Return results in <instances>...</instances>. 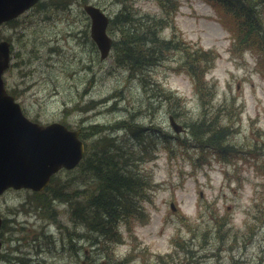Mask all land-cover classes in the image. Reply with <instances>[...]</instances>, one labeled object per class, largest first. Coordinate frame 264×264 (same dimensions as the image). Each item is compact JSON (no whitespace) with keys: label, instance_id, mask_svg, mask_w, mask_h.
<instances>
[{"label":"rangeland","instance_id":"1","mask_svg":"<svg viewBox=\"0 0 264 264\" xmlns=\"http://www.w3.org/2000/svg\"><path fill=\"white\" fill-rule=\"evenodd\" d=\"M88 1L111 17L123 11L127 17L161 18L165 27L160 36L185 44L161 50V60L155 53L154 63L131 73L115 60L114 50L99 58L85 34L89 18L82 0H49L14 26L2 27L1 37L12 45L4 78L29 118L58 120L87 131L86 157L99 136L87 126H116L102 134L143 156L134 168L148 177L145 197L138 199L146 217L120 223L118 242L87 239L88 230L71 214L70 204L71 199L80 200L90 177L80 167L61 170L51 189L39 194L51 201L34 203L28 189H8L0 196V264L18 257V264H264V175L259 170L264 165V60L250 45L251 34L235 27L240 39L233 46V32L224 25L222 12L205 0ZM251 1L264 36V0ZM125 28L115 23L108 33L122 37ZM189 43L214 52L205 71L214 98L204 106L191 77L179 66L182 45ZM91 99L96 107L79 110ZM171 114L188 129L203 115L214 119L227 128L229 149L237 155L229 159V149L217 156L186 145L183 140L191 135L174 132L168 122ZM133 119L139 139L117 124ZM95 155L101 157L100 167L107 160L119 161L116 168L133 167L125 157ZM216 220L224 221L220 231Z\"/></svg>","mask_w":264,"mask_h":264},{"label":"trees","instance_id":"2","mask_svg":"<svg viewBox=\"0 0 264 264\" xmlns=\"http://www.w3.org/2000/svg\"><path fill=\"white\" fill-rule=\"evenodd\" d=\"M210 1L219 6L218 8L228 16L234 27L251 34L252 41H250V45H254V48L260 52L261 59L264 60V36L260 35L259 17L254 9V2L247 0L245 3L240 2L238 5L235 0ZM245 6L248 8H245ZM163 8L167 9L168 6L163 4ZM251 10H253V13ZM115 23L126 26V32L122 34L123 36H117L118 39L113 43L115 60L126 65L131 73L154 63L156 60L153 59L155 53H157V58L159 57L158 60H161V50H169L171 47L178 48L180 44H185L180 39L167 40L161 37L158 29L163 25V22L158 18L148 17L147 15L135 16V14L127 17L125 12L120 11L111 19V26L114 27ZM181 51L183 52L180 62L182 68L192 76L199 98L202 104L205 105L213 98V95H211L213 92L212 86L205 78V71L208 62L213 59L214 52L211 49H203L201 46L198 47L191 43L182 45ZM121 54L124 55L121 56ZM166 95L171 99L179 100V97L171 92H166ZM205 118L208 119L209 123L206 122ZM202 119L196 122L193 127H190V133L195 132L198 137L203 138L201 136L204 131L210 127L209 131L205 133L204 146L214 148L217 151L228 148L229 145L225 143L227 131L224 126H219L214 119L207 118L205 115ZM97 126L99 129L94 131V127ZM89 129L92 134H99L92 140L91 154L80 164L82 171L90 177V181L81 190L83 195L78 198L80 200L71 199L70 212L76 220L86 227L89 239L95 241L104 237L108 242H117L121 238L119 224L134 222L135 218L140 220L144 215L142 204L138 199L145 197L149 182L144 175L139 174L134 168L135 161L143 156L138 158L136 157V151L125 150L116 137L109 134L103 135L102 131H106V127L91 125ZM135 137L139 139L138 134ZM116 144L117 147H115ZM108 146H111L114 152L111 147L106 148ZM120 148L125 155H120L117 152ZM99 152L108 157L114 155L115 157H125V163H133V167L126 170L120 164V168H116L119 162L117 159L118 162L107 160L103 163V166L107 167V171H104L103 166L100 167L99 165L101 157L96 158L95 155ZM55 178V176L52 178L51 184L45 190L51 189L50 187ZM40 193L42 192L33 193L34 203H40L39 199L51 201L47 196L40 197ZM69 194L70 198L75 197L72 193ZM39 213L43 214L42 212ZM218 227L221 228L222 224H219Z\"/></svg>","mask_w":264,"mask_h":264},{"label":"water","instance_id":"3","mask_svg":"<svg viewBox=\"0 0 264 264\" xmlns=\"http://www.w3.org/2000/svg\"><path fill=\"white\" fill-rule=\"evenodd\" d=\"M35 0H0V23L31 5ZM92 18V36L105 57L112 39L105 29L108 17L98 8L85 5ZM9 61V43L0 41V193L7 187L43 189L61 167L73 168L84 153L80 129H69L60 122L41 125L27 118L2 78ZM172 127L181 126L170 116ZM171 208L174 209L171 203ZM1 223V219H0Z\"/></svg>","mask_w":264,"mask_h":264},{"label":"bare ground","instance_id":"4","mask_svg":"<svg viewBox=\"0 0 264 264\" xmlns=\"http://www.w3.org/2000/svg\"><path fill=\"white\" fill-rule=\"evenodd\" d=\"M117 39H118V37L115 38V41H116ZM154 57H155V54H154ZM155 59H156V58H155ZM201 120H203V119H201ZM205 120H206V118H205ZM136 121H137L136 119H133L132 121H130V122L127 124V129H128V131H129V132H132L134 137H135V135L138 134V132H139V131L134 132L135 127L137 126ZM122 126H123V124H122ZM98 129H99L98 126H97V127H94V131H96V130H98ZM209 129H210V127H208L207 130L204 131L203 135L201 136V137H203L204 139L198 137V135H197L195 132H191V133H190L191 135H196V136H191V139H190V140L185 139V140H183V142H184L186 145H189V146H192V147H196V148L201 149V148L204 146V144H205V136H206L205 133H207V132L209 131ZM104 148H105V147H104ZM104 148H103V149H104ZM106 148H108V147H106ZM116 151H117V150H116ZM117 152L120 153V155H125L124 152L121 151V148H120V150L117 151ZM102 238H104V237H102ZM87 239H89V238L87 237ZM16 247H17V246H16ZM9 257H10V256H9ZM9 257H7V258H5V259H3V260H4V261H7V259H8ZM11 259L14 260V261H13V262H10V264H18L19 261L21 260V259H19V257H18V259H15V258H11Z\"/></svg>","mask_w":264,"mask_h":264}]
</instances>
